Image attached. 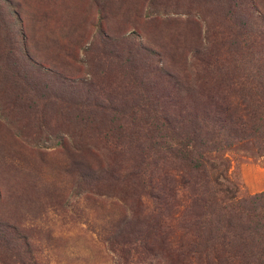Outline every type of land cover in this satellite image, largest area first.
Returning <instances> with one entry per match:
<instances>
[{
    "label": "rangeland",
    "instance_id": "374dc122",
    "mask_svg": "<svg viewBox=\"0 0 264 264\" xmlns=\"http://www.w3.org/2000/svg\"><path fill=\"white\" fill-rule=\"evenodd\" d=\"M261 191L264 0H0V219L36 264H242L196 250Z\"/></svg>",
    "mask_w": 264,
    "mask_h": 264
},
{
    "label": "trees",
    "instance_id": "16d2710c",
    "mask_svg": "<svg viewBox=\"0 0 264 264\" xmlns=\"http://www.w3.org/2000/svg\"><path fill=\"white\" fill-rule=\"evenodd\" d=\"M192 151L187 152V158L192 157ZM195 165V169L204 167L200 161H197ZM89 176L91 179H96L97 174L92 169H89ZM99 179L104 180V175H99ZM229 198L232 203L228 205L226 221L223 223L225 218L222 217L223 215L217 214L214 209L212 214L215 215L211 219L212 225L206 224L207 226L203 230L206 235L200 243L201 247L193 250L200 254H206L217 243L216 238L221 237L225 238L223 243L228 246L226 253L228 252L229 258H240L242 264H264V191L255 193L239 202L234 200L235 195H229ZM134 221L132 220L131 222L134 224ZM125 222L131 223L127 220V217H123L119 219L118 225H123ZM138 222L136 220V226H139L140 222L139 224ZM136 226L135 231H143ZM222 229H225L228 233H221ZM227 238L228 240H226ZM0 246L6 249L11 256L18 258L17 260L22 264L23 260L27 261V257L36 264L33 249L26 234L17 226L10 225L1 219ZM154 250V248H150L152 254L157 256L158 254L156 255ZM217 258L220 259L219 256ZM207 261L209 262V260Z\"/></svg>",
    "mask_w": 264,
    "mask_h": 264
}]
</instances>
